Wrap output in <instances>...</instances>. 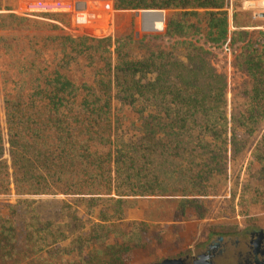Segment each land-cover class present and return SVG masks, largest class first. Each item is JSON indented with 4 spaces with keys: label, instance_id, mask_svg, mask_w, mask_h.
I'll list each match as a JSON object with an SVG mask.
<instances>
[{
    "label": "trees",
    "instance_id": "trees-1",
    "mask_svg": "<svg viewBox=\"0 0 264 264\" xmlns=\"http://www.w3.org/2000/svg\"><path fill=\"white\" fill-rule=\"evenodd\" d=\"M17 2L0 0V196L64 197L73 224L88 219V245H107L119 226L121 245L110 250L139 243L143 225L120 229L131 202L173 196L202 216L264 123V32H231L227 0H113L110 27L116 15L140 13L144 38L175 41L131 57L143 41L109 29L73 36L50 25L48 36H17L29 22L13 14ZM240 17L232 14L235 28ZM201 24L209 45L243 43L236 67L248 90L238 113H227L225 79L192 41ZM263 143L264 134L257 150ZM245 175L243 197H258L264 156L254 153ZM12 227L0 230L13 241Z\"/></svg>",
    "mask_w": 264,
    "mask_h": 264
},
{
    "label": "rangeland",
    "instance_id": "rangeland-1",
    "mask_svg": "<svg viewBox=\"0 0 264 264\" xmlns=\"http://www.w3.org/2000/svg\"><path fill=\"white\" fill-rule=\"evenodd\" d=\"M227 3L231 32L244 31L250 36L264 32L263 0H227ZM104 4L107 5L106 12H102V20H95L97 27L113 24V0L111 7L110 4ZM19 9L18 0L12 12L23 16ZM235 12L241 15L239 23L244 27L235 28L232 20V14ZM116 16V25L109 26L111 37L122 40L135 35L139 41H143L131 45L127 53L131 57L146 55L150 48L167 51L175 43L174 39L162 36L144 38V21L140 13H121ZM22 18L29 22L17 33L20 37L48 36L50 25L60 29L66 26V33L69 35H82L80 31L74 30L76 28L72 25L70 16L64 14ZM199 28L201 34L193 37L192 41L209 52L210 64L225 79L227 113H238L242 109L248 90L246 77L236 67L243 43L234 41L231 45H209L203 37L204 24ZM1 35L4 34L0 32ZM176 54L179 55L180 52ZM1 63L0 60V65ZM0 106V116L3 120L1 102ZM114 109L118 111V103L114 104ZM263 134L264 123L250 138L244 154L237 160L229 177L216 185L202 216L191 211L182 212L178 207L177 198L173 196L150 197L131 202L124 211L123 226L120 229H124L128 223H136L143 225L144 231L139 233L138 245L131 247L129 251H124V247L110 250L121 245L117 224L107 245H88L85 233L90 226L87 225L89 221L81 218L80 224H73L68 217L69 209H65L62 203L66 200L64 197H18L13 192L0 196V227L3 223L10 222L14 230L13 241L4 238L0 230V264H148L167 256L197 251L211 233L234 231L246 224L264 227V182L261 181L263 187L258 197L253 193L243 197V181L247 178L245 174L250 159L254 153L264 156V143L257 150ZM67 203L69 207L73 206L70 202ZM29 225L36 227L34 234L29 231Z\"/></svg>",
    "mask_w": 264,
    "mask_h": 264
},
{
    "label": "flooded vegetation",
    "instance_id": "flooded-vegetation-1",
    "mask_svg": "<svg viewBox=\"0 0 264 264\" xmlns=\"http://www.w3.org/2000/svg\"><path fill=\"white\" fill-rule=\"evenodd\" d=\"M264 264V227L246 224L207 235L197 251L167 256L148 264Z\"/></svg>",
    "mask_w": 264,
    "mask_h": 264
},
{
    "label": "built area",
    "instance_id": "built-area-1",
    "mask_svg": "<svg viewBox=\"0 0 264 264\" xmlns=\"http://www.w3.org/2000/svg\"><path fill=\"white\" fill-rule=\"evenodd\" d=\"M19 2V12L22 15L64 14L70 16L72 25L76 28L74 30L82 34L88 31H104L110 26V23L106 27H97L98 25L94 24L95 20H102L104 14L87 11L85 0H19Z\"/></svg>",
    "mask_w": 264,
    "mask_h": 264
},
{
    "label": "crops",
    "instance_id": "crops-1",
    "mask_svg": "<svg viewBox=\"0 0 264 264\" xmlns=\"http://www.w3.org/2000/svg\"><path fill=\"white\" fill-rule=\"evenodd\" d=\"M86 4V10L89 12H106V7L104 3L110 4V7L112 6V0H85ZM101 4V6H100ZM82 7V6H81ZM99 8V9H98Z\"/></svg>",
    "mask_w": 264,
    "mask_h": 264
},
{
    "label": "water",
    "instance_id": "water-1",
    "mask_svg": "<svg viewBox=\"0 0 264 264\" xmlns=\"http://www.w3.org/2000/svg\"><path fill=\"white\" fill-rule=\"evenodd\" d=\"M168 262H170L169 259H164L162 262L158 263V264H167Z\"/></svg>",
    "mask_w": 264,
    "mask_h": 264
}]
</instances>
